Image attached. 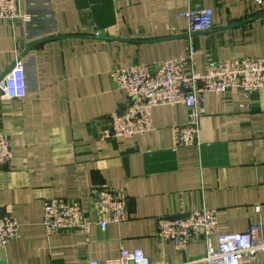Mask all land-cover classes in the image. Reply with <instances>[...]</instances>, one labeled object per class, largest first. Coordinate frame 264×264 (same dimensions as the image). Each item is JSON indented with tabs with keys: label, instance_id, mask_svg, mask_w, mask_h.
Instances as JSON below:
<instances>
[{
	"label": "crops",
	"instance_id": "1",
	"mask_svg": "<svg viewBox=\"0 0 264 264\" xmlns=\"http://www.w3.org/2000/svg\"><path fill=\"white\" fill-rule=\"evenodd\" d=\"M20 8L28 19H0V78L18 56L27 76L25 97L0 95V126L13 147L0 171V210L20 224L19 237L0 246V262L103 263L125 247L143 250L150 264H206L203 240L184 250L160 242L159 220L207 208L217 212L219 233L264 222V88L204 93L199 145H176L184 104L155 107L148 134L107 135L111 114L129 106L115 68H156L190 46L200 73L209 60L264 58V1L21 0ZM206 8L213 27L189 33L183 14ZM104 187L128 194L127 222L47 234V199L87 207ZM258 259L264 264V253Z\"/></svg>",
	"mask_w": 264,
	"mask_h": 264
},
{
	"label": "built area",
	"instance_id": "2",
	"mask_svg": "<svg viewBox=\"0 0 264 264\" xmlns=\"http://www.w3.org/2000/svg\"><path fill=\"white\" fill-rule=\"evenodd\" d=\"M262 3L264 0H254ZM21 0H0V19L11 21L28 19L20 8ZM189 21V33L205 32L213 27V10H189L183 14ZM195 48L190 46L186 56L167 59L156 68L135 64L118 67L111 77L127 93L129 106L111 114V128L107 131L118 137L136 138L152 132L153 110L161 105L184 104L188 120L175 128L177 146L199 145L200 118L203 114V95L206 92L225 93L238 89L246 95L264 88V58L241 57L225 61L209 60L205 73L196 70ZM2 98L17 99L27 93L26 63L18 56L0 81ZM13 159L9 135L0 126V171ZM94 213L96 218H91ZM128 194L123 189L95 188L90 205L79 200L49 198L44 203V227L48 235L65 230L89 234L93 226L106 231L110 224L129 220ZM20 224L16 217L3 215L0 210V246L6 247L19 237ZM160 242H173L184 250L192 240H203L207 251L206 264H240L244 257L248 264H262L258 256L264 253V222L251 224L246 231L219 233L217 212L202 208L185 216L165 217L158 223ZM217 237V245L212 238ZM0 264H8L0 262ZM88 264H150L141 249L121 247L115 258L105 262L90 260Z\"/></svg>",
	"mask_w": 264,
	"mask_h": 264
},
{
	"label": "water",
	"instance_id": "3",
	"mask_svg": "<svg viewBox=\"0 0 264 264\" xmlns=\"http://www.w3.org/2000/svg\"><path fill=\"white\" fill-rule=\"evenodd\" d=\"M263 15H264V14H263ZM99 35H103V33H101V34H99ZM11 67H12V66H11ZM11 67H10V68H11ZM9 70H10V69H9ZM9 70H8V71H9ZM8 71H7V72H8ZM7 72H6V73H7ZM6 73H5V74H6ZM5 74L0 78V81H1L2 78L5 76ZM1 94H2V91L0 90V95H1ZM185 215H186V214H181V215H179V216H177V217H181V216H185Z\"/></svg>",
	"mask_w": 264,
	"mask_h": 264
}]
</instances>
